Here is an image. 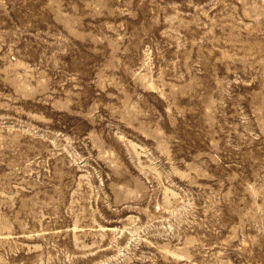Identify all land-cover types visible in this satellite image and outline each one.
<instances>
[{"label": "rangeland", "instance_id": "1", "mask_svg": "<svg viewBox=\"0 0 264 264\" xmlns=\"http://www.w3.org/2000/svg\"><path fill=\"white\" fill-rule=\"evenodd\" d=\"M0 264H264V0H0Z\"/></svg>", "mask_w": 264, "mask_h": 264}]
</instances>
